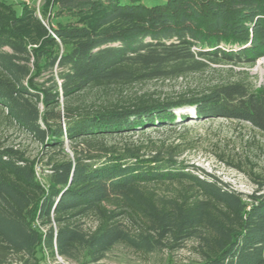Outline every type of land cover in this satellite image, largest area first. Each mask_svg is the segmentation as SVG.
<instances>
[{"label": "trees", "instance_id": "1", "mask_svg": "<svg viewBox=\"0 0 264 264\" xmlns=\"http://www.w3.org/2000/svg\"><path fill=\"white\" fill-rule=\"evenodd\" d=\"M263 56L264 0H48L41 17L0 0V118L40 147L32 157L0 136V264H95L118 244L149 254L191 240L194 264H264V178L245 195L178 146L111 142L174 125L185 108L264 133V88L84 96Z\"/></svg>", "mask_w": 264, "mask_h": 264}, {"label": "rangeland", "instance_id": "2", "mask_svg": "<svg viewBox=\"0 0 264 264\" xmlns=\"http://www.w3.org/2000/svg\"><path fill=\"white\" fill-rule=\"evenodd\" d=\"M6 1L18 10L24 3L35 5L37 14L41 17V8L45 3L47 4L48 0ZM48 6L51 11V5ZM237 79H245L254 88H264V56L253 65L230 63L212 65L204 72L189 74L178 79L154 80L124 88H110L107 92L93 89L86 92L84 96L89 100L120 94L131 97L145 92L177 96L185 93H203L218 82ZM187 109L189 108L182 110L191 117L181 121L178 119L174 125L126 134L116 137L111 142L142 143L145 144V153H150L162 145H164L163 148L178 146L176 151L182 162L199 166L229 188L245 195L256 193L264 178V133L245 121L224 117L194 119L192 109L191 111ZM2 120L0 118V136L4 142L24 148L30 156H36L40 150L39 145L30 136ZM66 150L70 152L69 147ZM45 170H47L46 165L37 166L39 178L43 183L46 182ZM260 193H264V187ZM90 224L89 220L88 225ZM199 260L195 242L191 240L180 249L174 251L166 249L149 254L138 252L125 244H118L107 253L103 260L95 264H194ZM41 264L83 263L57 256L56 260L47 258Z\"/></svg>", "mask_w": 264, "mask_h": 264}]
</instances>
